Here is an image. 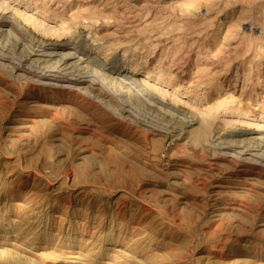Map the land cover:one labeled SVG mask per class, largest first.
I'll use <instances>...</instances> for the list:
<instances>
[{
  "label": "rangeland",
  "instance_id": "374dc122",
  "mask_svg": "<svg viewBox=\"0 0 264 264\" xmlns=\"http://www.w3.org/2000/svg\"><path fill=\"white\" fill-rule=\"evenodd\" d=\"M0 264H264V0H0Z\"/></svg>",
  "mask_w": 264,
  "mask_h": 264
},
{
  "label": "bare ground",
  "instance_id": "6f19581e",
  "mask_svg": "<svg viewBox=\"0 0 264 264\" xmlns=\"http://www.w3.org/2000/svg\"><path fill=\"white\" fill-rule=\"evenodd\" d=\"M85 81V80H84ZM49 82V81H48ZM57 82V81H56ZM51 83V82H50ZM44 84V83H43ZM62 85V84H61ZM65 85V84H64ZM58 86V85H57ZM74 86V85H73ZM56 87V86H55ZM61 87V86H60ZM66 87V86H65ZM68 87V86H67ZM70 87V86H69ZM78 88V87H77ZM61 89H62V87H61ZM73 89H74V87H73ZM147 213V212H146ZM137 231V230H136ZM93 235V234H92ZM129 238V237H128Z\"/></svg>",
  "mask_w": 264,
  "mask_h": 264
}]
</instances>
